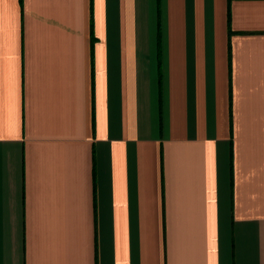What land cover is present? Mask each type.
<instances>
[{
    "label": "crops",
    "instance_id": "obj_1",
    "mask_svg": "<svg viewBox=\"0 0 264 264\" xmlns=\"http://www.w3.org/2000/svg\"><path fill=\"white\" fill-rule=\"evenodd\" d=\"M0 264H264V0H0Z\"/></svg>",
    "mask_w": 264,
    "mask_h": 264
}]
</instances>
